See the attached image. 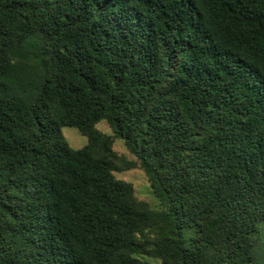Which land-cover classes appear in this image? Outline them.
<instances>
[{
	"label": "trees",
	"instance_id": "16d2710c",
	"mask_svg": "<svg viewBox=\"0 0 264 264\" xmlns=\"http://www.w3.org/2000/svg\"><path fill=\"white\" fill-rule=\"evenodd\" d=\"M140 256L264 264V0H0V264Z\"/></svg>",
	"mask_w": 264,
	"mask_h": 264
},
{
	"label": "rangeland",
	"instance_id": "374dc122",
	"mask_svg": "<svg viewBox=\"0 0 264 264\" xmlns=\"http://www.w3.org/2000/svg\"><path fill=\"white\" fill-rule=\"evenodd\" d=\"M95 128L104 134L112 135V131L109 125L104 120H100L99 122H97L95 124ZM61 133L64 140L71 148L78 149L85 146L87 143L86 136L82 135L74 127L64 126L61 128ZM112 149L120 158L124 166L133 164L131 168H124L119 171L113 172L114 177L131 183L133 187L134 198L137 201L143 202L151 208H158L159 203L151 193L149 180L147 179V176L141 168L138 159L127 150V148L123 144V141L120 139L113 140ZM139 258L151 264L157 263L156 260L148 256H140Z\"/></svg>",
	"mask_w": 264,
	"mask_h": 264
}]
</instances>
